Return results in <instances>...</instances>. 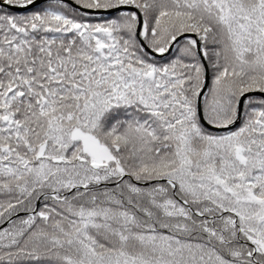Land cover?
<instances>
[{"label": "snow or ice", "instance_id": "obj_1", "mask_svg": "<svg viewBox=\"0 0 264 264\" xmlns=\"http://www.w3.org/2000/svg\"><path fill=\"white\" fill-rule=\"evenodd\" d=\"M0 264H264V0H0Z\"/></svg>", "mask_w": 264, "mask_h": 264}]
</instances>
